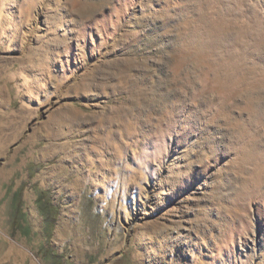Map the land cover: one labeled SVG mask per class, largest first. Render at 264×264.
Returning <instances> with one entry per match:
<instances>
[{
    "label": "rangeland",
    "instance_id": "1",
    "mask_svg": "<svg viewBox=\"0 0 264 264\" xmlns=\"http://www.w3.org/2000/svg\"><path fill=\"white\" fill-rule=\"evenodd\" d=\"M0 264H264V0H0Z\"/></svg>",
    "mask_w": 264,
    "mask_h": 264
}]
</instances>
